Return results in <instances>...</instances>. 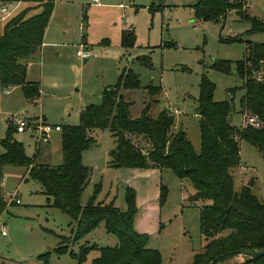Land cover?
<instances>
[{
	"label": "rangeland",
	"instance_id": "rangeland-1",
	"mask_svg": "<svg viewBox=\"0 0 264 264\" xmlns=\"http://www.w3.org/2000/svg\"><path fill=\"white\" fill-rule=\"evenodd\" d=\"M98 2L94 5L92 0H56L54 20L45 31L43 45L28 60L26 80L38 84L40 96L26 100L21 87L7 95L0 94V154L4 152L1 141L8 127L23 120L33 132H14L13 138L25 156L33 158L38 148L37 159L43 157L52 166L60 165L61 132L52 133L50 143L39 146L33 133L41 124L61 128L78 125L81 112L90 105H99L104 91L115 89L125 71L136 75L139 82V89L121 92L131 103V118H139L154 100L148 116L156 119L164 109L170 110L175 127L181 126L196 154L201 141L195 111L203 77L214 86L215 102L233 104L231 124L238 129L245 127L239 103L244 95L243 81L235 64L245 59L248 44L264 43V33L246 35L250 24L235 12H230L223 23L199 21L192 8L197 0ZM30 4L41 8L35 2ZM4 8L11 14L12 5ZM244 9L251 18L264 22V0H247ZM20 13H12L10 20ZM84 14L86 23L82 22ZM128 31L134 40L123 45L122 37ZM236 37L241 41H227ZM80 50H89L90 58L85 61L77 57ZM214 62L230 63L229 74L212 69ZM262 75L264 80V69ZM149 85L160 88L153 98L146 90ZM93 137L95 144L81 158L90 172L81 195L82 206L98 188L95 203H111L126 213V191L131 189L135 204L133 229L147 237L146 248L156 250L162 264H191L194 255L206 245L199 216L200 208L208 202L189 201L194 194L190 182L179 180L168 168L113 167L110 152L115 143L111 133L99 130ZM239 149L241 164L232 170L234 191L239 193L251 182V193L264 203V158L246 140L239 142ZM22 175L23 167L0 168V204L4 210L0 212V264H92L99 255L98 248L117 245L116 237L101 223L83 239L70 243L66 254H54L60 237H70L71 220L48 207L40 185L30 179L25 181L26 177L21 180ZM162 188L166 190L163 201ZM13 192L18 193L19 205L10 203L5 195ZM82 246L95 249L78 263L70 254H78ZM244 260V256H238L221 264H240Z\"/></svg>",
	"mask_w": 264,
	"mask_h": 264
},
{
	"label": "trees",
	"instance_id": "trees-1",
	"mask_svg": "<svg viewBox=\"0 0 264 264\" xmlns=\"http://www.w3.org/2000/svg\"><path fill=\"white\" fill-rule=\"evenodd\" d=\"M21 1L35 2L41 7V12L26 18L25 10L5 24L0 36V88L21 87L26 100H36L40 90L38 84L27 82V64L43 45L55 0ZM246 2L197 0L192 8L195 18L202 22L223 23L230 12H235L241 20L250 24L246 35L264 33V22L247 14L244 9ZM82 22H87L85 14ZM127 40H134L130 31L123 35V45H128ZM227 41L241 39L236 37ZM146 64L149 65V62ZM230 67L228 62H214L211 65L212 69L224 74H229ZM263 69L264 43L248 44L245 59L235 64L244 90L239 103L243 119L250 115L258 116L261 122L259 129L251 126L238 129L233 126L230 122L233 104L228 101L215 102L213 84L205 77L201 79L195 111L199 118L201 141L198 154L194 152L181 126L175 127V117L170 110L164 109L156 119L148 116L150 104L154 100L145 106L139 118H131V103L125 101L121 92L139 89V82L136 75L125 71L115 89L104 91L99 105H90L81 112L78 125L61 128L60 165L39 163L38 148L33 158H27L21 145L14 144L15 129L11 125L1 141L5 152L0 156V168H25V181L30 179L37 182L47 205L71 220L70 237H60V244L53 249L57 256L66 254L70 243L83 239L103 223L106 231L116 237L117 245L98 248L99 255L92 260V264H162L159 253L146 248L147 237L137 234L133 229L135 204L131 189L126 191V213L120 212L111 203H95L98 188L85 206L81 204V195L90 174L82 164V153L95 144L93 136L97 131L108 129L115 143L110 152L113 167L168 168L179 180L190 182L194 194L189 201L208 202L200 208L199 216L200 233L206 245L194 255L191 264H208L216 257L233 251L264 249V203L251 193V182L239 193L235 192L232 176V170L241 164V140L255 147L264 158ZM146 90L151 98L160 92V88L152 85ZM165 194L166 190L162 188L161 201ZM2 210L0 204V212ZM93 249L82 246L78 254L70 255L82 263ZM48 256L49 253L44 255L45 262ZM240 264H264V257H245Z\"/></svg>",
	"mask_w": 264,
	"mask_h": 264
},
{
	"label": "built area",
	"instance_id": "built-area-1",
	"mask_svg": "<svg viewBox=\"0 0 264 264\" xmlns=\"http://www.w3.org/2000/svg\"><path fill=\"white\" fill-rule=\"evenodd\" d=\"M95 2L97 3V0H95ZM76 56L79 58H82L84 60H88L91 56V52L89 50H80L76 52ZM177 113V112H175ZM243 126H251L255 129H259L261 128V122L258 118L257 115H250L247 116L243 119ZM29 128L28 124L23 121V120H16L15 122V132L18 134H22L26 131H28ZM33 132V129H31ZM54 132H61V127L60 126H50L47 124H41L39 126L38 129H36V132H34V135H37V139H38V145H40L41 143L45 144L48 143L50 140V137L52 135V133ZM6 197L10 198V203L19 205L20 201L17 199L18 197V193L17 192H13V193H6L5 194ZM2 235H5L4 233H2Z\"/></svg>",
	"mask_w": 264,
	"mask_h": 264
},
{
	"label": "crops",
	"instance_id": "crops-1",
	"mask_svg": "<svg viewBox=\"0 0 264 264\" xmlns=\"http://www.w3.org/2000/svg\"><path fill=\"white\" fill-rule=\"evenodd\" d=\"M105 1H107V0H105ZM55 2H56V0H55ZM92 3L95 5V4H97V5H99L100 3L98 2V0H97V3L95 2V0H92ZM7 4H10V5H12V9H11V14L13 13V14H16V13H19V12H23V11H25L26 10V18H30V17H32V16H35V15H37V14H39L40 12H41V8H37L36 7V5H31L30 3H28V2H6V1H0V36L2 35V33H3V29H4V26H5V24L10 20V13H7L6 12V9L4 8V7H6V5ZM55 7V6H54ZM55 10V9H54ZM5 13V14H4ZM6 13H7V15H6ZM53 15H55V12L53 13ZM53 15H52V17H51V19H50V21H49V24H48V26H47V28H46V32H47V30L49 29V25H50V23H51V21L52 20H54L53 19ZM46 32H45V34H46ZM45 36V35H44ZM42 47V46H41ZM30 65V63H28L27 64V69H28V66ZM26 72H27V70H26ZM15 90L16 88L14 87V88H6V89H4V90H2L1 88H0V94H3V95H7L11 90ZM180 126V125H179ZM13 127H14V129H15V124L13 125ZM16 133V132H15ZM57 133H60V132H57ZM50 141H51V138H50V140H49V142L48 143H46L47 145L50 143ZM17 142V141H16ZM3 149V148H2ZM3 151H4V149H3ZM5 152V151H4ZM3 152V153H4ZM2 153V154H3ZM2 154H0V156L2 155ZM46 155V154H45ZM37 161L39 162V163H42V164H48V162H47V159H45V158H43V157H41V159L39 160V159H37ZM48 165H50V164H48ZM52 166V165H51ZM5 167V166H4ZM3 168V167H2ZM25 175H26V170H25ZM25 175L23 176L22 175V179L21 180H23V178L25 177ZM0 196H1V190H0ZM48 207H51V205H47ZM4 211V210H3ZM69 227H70V224H69ZM224 235V234H223ZM225 235H226V233H225ZM2 236H4V235H2Z\"/></svg>",
	"mask_w": 264,
	"mask_h": 264
},
{
	"label": "water",
	"instance_id": "water-1",
	"mask_svg": "<svg viewBox=\"0 0 264 264\" xmlns=\"http://www.w3.org/2000/svg\"><path fill=\"white\" fill-rule=\"evenodd\" d=\"M14 144H17V142L15 140H14ZM238 256L249 257L252 259H259L261 257H264V249L254 250L251 252H245L243 250H239V251H233V252L225 253V254H222V255L216 257L215 259H213L208 264H221L225 261L231 260V259L236 258Z\"/></svg>",
	"mask_w": 264,
	"mask_h": 264
}]
</instances>
